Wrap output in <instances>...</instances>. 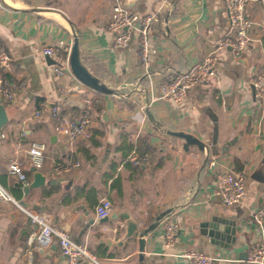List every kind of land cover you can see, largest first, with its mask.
<instances>
[{
	"label": "crops",
	"instance_id": "obj_1",
	"mask_svg": "<svg viewBox=\"0 0 264 264\" xmlns=\"http://www.w3.org/2000/svg\"><path fill=\"white\" fill-rule=\"evenodd\" d=\"M118 2L126 0H0V50L12 58L0 73L27 80L14 103L4 104L9 119L0 132V184L12 200H0V264H67L57 238L45 248L29 243L33 228L17 200L68 229L102 264H191L182 257L190 248L213 254L214 264H248L247 250L264 240V229L252 220L264 205V95L258 98L249 83L264 69V0H250L246 7L253 20L251 42L240 56L219 46L229 33L225 0H170L149 32L151 76L138 63L136 33L127 46H114L109 21ZM128 7L151 12L158 0H135ZM76 39L82 64L112 93L96 91L72 73ZM59 41L65 43L60 56L42 53ZM207 57L214 58V76L191 88L180 104L158 99L163 80ZM55 65L66 67V75L58 77ZM87 97L94 100L96 119L86 138L71 142L49 115L35 116L47 101L79 119ZM173 131L192 134L203 146ZM33 142L46 148L40 169L46 182L26 193L7 165L25 160L33 181L27 154ZM132 154L149 162L134 164ZM66 159L81 166L56 175L54 165ZM225 169L246 174V191L236 206L218 195L217 174ZM103 198L112 201L111 213L128 212L138 222L133 237L123 240L126 219L96 217ZM213 217L235 220V236L207 233L202 222ZM165 220L179 226L168 247ZM151 225L156 228L146 236L143 261L139 232Z\"/></svg>",
	"mask_w": 264,
	"mask_h": 264
},
{
	"label": "built area",
	"instance_id": "obj_2",
	"mask_svg": "<svg viewBox=\"0 0 264 264\" xmlns=\"http://www.w3.org/2000/svg\"><path fill=\"white\" fill-rule=\"evenodd\" d=\"M169 2L170 0H158V7L146 13H139L120 2L115 3L112 9L109 28L115 36L114 46L116 48L127 46L136 33L139 36L138 63L144 67L149 76H151L149 32L151 26L159 21L158 15L161 7ZM249 2L250 0H225L229 16V33L220 41L219 46L229 47L236 56H240L244 51L243 49L251 42L250 30L253 20L246 12ZM64 45L63 41H59L54 45L45 46L42 48V53L46 56L58 57L62 53ZM11 60L12 58L6 51L0 50V68L10 67ZM213 61V57H207L203 63H197V65L186 69V71L179 72L176 76L163 80L159 87L158 99L180 104L191 88L214 76ZM54 71L58 77L65 76L67 73L66 67L59 65L54 66ZM249 83L254 87L256 96L258 98L262 97L264 95V69L250 77ZM26 84L27 80L25 78L19 81H11L0 73V101L6 105L13 104L19 94L18 92L25 88ZM59 86L61 87L60 83ZM45 115H49L54 120L55 129L60 135L71 142H75L90 135L91 126L96 119V110L93 98L87 97L85 99L84 113L79 119H75L66 115L61 105L55 104L50 107L47 101H43L35 110V116L44 117ZM45 150L46 148L43 144L33 142L27 150L29 165L40 170L44 165ZM128 159L134 164L149 162L148 157H139L137 154L130 155ZM54 166L56 175L65 176L81 165L78 160L66 159L57 162ZM7 167L9 175L17 178L22 185H29V167H27L25 160H12ZM216 180L218 181V195L223 198L224 203L227 206H236L246 191V174L243 171L225 169L217 174ZM0 200H12L7 189L1 184ZM15 203L18 204L16 201ZM21 207L27 213L33 228L28 239L31 245L37 244L40 248L49 247L57 238L61 252L67 259V264H102L103 258L91 251L86 244L72 239L68 229L53 224L45 213L33 212L26 207ZM112 210V201L103 198L95 208V215L97 218L107 217ZM252 220L256 225L264 229V205L253 211ZM178 230L179 226L176 222L165 220L162 224L163 237L167 247L174 243ZM246 253L248 264H264V240L257 246L249 248ZM182 257H185L191 264H214L217 261V257L213 254L195 248L184 251Z\"/></svg>",
	"mask_w": 264,
	"mask_h": 264
},
{
	"label": "water",
	"instance_id": "obj_3",
	"mask_svg": "<svg viewBox=\"0 0 264 264\" xmlns=\"http://www.w3.org/2000/svg\"><path fill=\"white\" fill-rule=\"evenodd\" d=\"M135 0H126V5L132 6L134 5ZM70 66L72 73L86 86L90 88L102 92V93H112V89L109 88L106 84L101 83V81L94 76L92 73L86 69V67L82 64L80 55H79V41L76 39L74 42L71 53H70ZM8 112L6 111L5 105L0 101V132L3 126L8 122ZM173 135L178 137H183L192 144H197L202 147V141L198 138H195L192 134H189L184 131L180 132H172ZM32 172L34 174V179L29 183L28 186L24 187L26 193H29L35 187H39L45 184L46 176L42 171L38 170L36 167L32 168ZM18 204L23 207H26V204L23 200H17ZM166 213H164L165 215ZM164 215L160 218L164 219ZM122 217L126 219V232L123 236V240H128L129 237H133L138 232V222L132 219L128 212H113L110 213L109 216L101 218L102 221H108L109 218ZM95 220L91 219V223H94ZM90 223V225H91ZM202 226L207 229V233L212 235L214 238H225L229 235L235 236L237 230V223L235 220H231L227 217H213L211 220H205L202 222ZM156 228V225H151L146 227V229H142L139 232V243H140V256L141 260L144 261L145 256L143 255L146 245V236L147 234ZM234 239V238H233ZM144 264V262H143Z\"/></svg>",
	"mask_w": 264,
	"mask_h": 264
},
{
	"label": "trees",
	"instance_id": "obj_4",
	"mask_svg": "<svg viewBox=\"0 0 264 264\" xmlns=\"http://www.w3.org/2000/svg\"><path fill=\"white\" fill-rule=\"evenodd\" d=\"M140 157V156H139Z\"/></svg>",
	"mask_w": 264,
	"mask_h": 264
}]
</instances>
